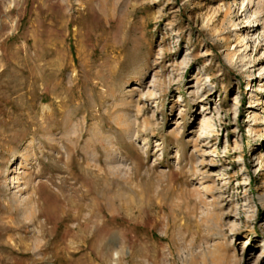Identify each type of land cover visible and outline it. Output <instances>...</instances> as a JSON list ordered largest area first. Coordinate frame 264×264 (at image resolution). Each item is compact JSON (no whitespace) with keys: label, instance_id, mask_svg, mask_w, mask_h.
<instances>
[{"label":"rangeland","instance_id":"374dc122","mask_svg":"<svg viewBox=\"0 0 264 264\" xmlns=\"http://www.w3.org/2000/svg\"><path fill=\"white\" fill-rule=\"evenodd\" d=\"M0 264H264V0H0Z\"/></svg>","mask_w":264,"mask_h":264},{"label":"bare ground","instance_id":"6f19581e","mask_svg":"<svg viewBox=\"0 0 264 264\" xmlns=\"http://www.w3.org/2000/svg\"><path fill=\"white\" fill-rule=\"evenodd\" d=\"M33 188V187H32ZM37 189V188H36ZM37 193V192H36ZM38 196V195H37Z\"/></svg>","mask_w":264,"mask_h":264}]
</instances>
